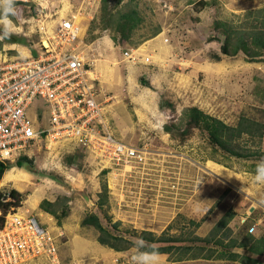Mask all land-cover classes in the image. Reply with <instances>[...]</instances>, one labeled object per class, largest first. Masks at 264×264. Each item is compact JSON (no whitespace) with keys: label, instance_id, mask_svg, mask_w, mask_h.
<instances>
[{"label":"rangeland","instance_id":"rangeland-1","mask_svg":"<svg viewBox=\"0 0 264 264\" xmlns=\"http://www.w3.org/2000/svg\"><path fill=\"white\" fill-rule=\"evenodd\" d=\"M21 1L27 3V11L32 5L31 16L35 9L38 13V0ZM204 2L138 0L143 20L131 42L121 46L114 44L109 28L97 25L100 0L91 6V20L96 26L92 28L90 20L83 41L87 46L82 49L93 62L91 68L102 74L99 85L106 94L101 101L109 129L119 140L141 150L144 158L129 167L111 163L102 167L88 150H76L71 145L46 148L41 141L27 150L32 172L11 166L13 162L8 164L11 167L6 172L13 169L21 184L4 181L6 172L0 178L1 187L16 191L14 206L34 211L53 224V229L63 230L64 235L58 238L63 262L84 257L82 264H113L119 258L122 264H132L134 239L142 237L150 243L156 238L174 237L182 241L150 243L163 254L161 264H215L208 260L232 264L224 258L195 256L204 253L200 246L208 248L212 244L192 240L195 236L210 235L218 219L228 217L229 211L233 212L226 225L230 232L218 231L213 238H220L222 243L213 248L229 250L234 240L239 245L232 247L237 254L260 261V257L264 258L247 250L264 230V187L260 184L246 192L238 183L231 182L229 186L209 167L210 161L219 160L217 163L234 167L238 175L242 171L254 175V166L260 159L214 152L206 134L196 127L184 135L180 132L186 121L184 109L190 106H197L229 125H236L246 116L262 122L264 128L263 109L248 103L249 81L245 72L252 61L264 58L253 60L238 53L217 60L220 43L213 37L222 38L221 29L214 27L216 20L238 22L246 10L260 7L264 0H215L211 6ZM83 3L84 0H43L42 5L47 4L56 18L80 12ZM15 8L16 15L9 17L13 33L4 36V26L0 24L2 58L24 57V52L33 56L39 49L36 22L31 21L30 15L25 16L22 9ZM156 28L158 33L152 35ZM126 47L135 52L134 61L124 60L122 52ZM97 73L100 75L98 70ZM37 113L42 115V122L46 121L48 103L40 97L34 98L28 108L31 118ZM165 124L171 126L170 132L164 130ZM252 130L256 132V126ZM261 137L243 133L239 139L243 151H264ZM250 180L254 182L252 176L249 183ZM44 200L48 210L55 214L41 208ZM247 202L257 208L250 215L255 222L250 233L254 238L250 241L248 226L239 223L240 217L248 215L242 214ZM89 213L95 215L94 223L107 226L118 238L114 240L116 244L128 247L116 251L100 244L92 222L91 226L80 225ZM246 240L249 242L242 245ZM245 258L236 263L248 264Z\"/></svg>","mask_w":264,"mask_h":264},{"label":"built area","instance_id":"built-area-1","mask_svg":"<svg viewBox=\"0 0 264 264\" xmlns=\"http://www.w3.org/2000/svg\"><path fill=\"white\" fill-rule=\"evenodd\" d=\"M42 2L36 1L38 13L35 9L31 16L39 35L36 55L0 60V161H13L42 141L46 148L71 145L88 150L102 167L138 163L144 153L109 129L99 98L106 94L100 75L82 49L87 46L83 41L95 0H84L80 12L56 18ZM122 55L126 61L136 56L129 47ZM36 97L48 103L46 121H41L40 113L28 115ZM12 190L0 186V264H82L84 257L63 262L58 245L63 230L14 206ZM246 217H240L241 224ZM121 261L116 258L113 264Z\"/></svg>","mask_w":264,"mask_h":264},{"label":"trees","instance_id":"trees-1","mask_svg":"<svg viewBox=\"0 0 264 264\" xmlns=\"http://www.w3.org/2000/svg\"><path fill=\"white\" fill-rule=\"evenodd\" d=\"M214 1L215 0H205L204 3L206 6H211ZM137 2L138 0H100V19L99 22H97V25H100L103 29L109 28L112 31L111 37L114 41V44H116L117 46H121L126 41L131 42V37L134 31L141 25L143 17L140 14ZM26 5V2L16 0L15 6H17L19 9H22L25 16H31L33 10L32 5L28 7V11L26 9ZM214 24L215 29H221L220 33L222 34V38H219L216 35L213 36L220 43V54H216L215 56L217 60L222 56H235L238 53H243L245 56H248L249 58L254 60L264 54V4L260 7L246 10L244 12L243 18L238 22H233L232 20H216ZM95 26V21L91 20V27L94 28ZM157 33L158 28L153 31L152 35H155ZM184 111L186 115V121L184 124V128L180 131L181 134H187L191 131L192 128L196 127L200 132L206 134L208 142L210 143L214 152L220 151L227 156H234L236 158H247L250 156H254L257 159L264 158V151L256 149L249 152H244L243 145L239 140L243 133L247 134L248 136H255L256 133V136L260 137L263 130L262 122L259 123L253 119H249L246 116H243V119L239 120L236 125H229L221 119L204 112L197 106L187 107L184 109ZM253 126H256V132L252 130ZM163 128L166 132H170L172 129L171 126L167 124H165ZM215 161L220 162L219 160ZM10 162L14 163L11 166L23 168L28 172H32L30 158H28L26 153H22L13 161H7L5 163L0 161V178L2 177L4 172H6V170L11 167L8 165ZM255 168L256 166H254V170ZM103 171H105V169H103ZM11 193L13 198L15 199V197H17L16 191L12 190ZM45 203L48 202L44 200L41 203V208L45 211H49ZM3 207L4 210H6L7 207ZM229 212L230 214H227L228 217H222L218 219V221L211 229L210 235L202 238H199L197 236L192 238V240L194 241H201L205 242L206 244H212V247L208 246V248L200 246L199 249L204 250V253H200L198 255L195 254V256L210 259L224 258L228 260H239L240 258L244 259L246 257L245 260L249 262L248 264H264V258L262 257H260V261L256 258H251L248 255H239L234 252L232 247L239 246L238 243L234 242V240H232V244L229 246V250L225 251L220 248H213V245L220 246V244L222 243V240L220 238H213L218 231L224 229L230 232L229 228H227L228 226L226 227V225L232 218L233 212ZM51 213L55 214L54 212ZM64 213L65 212L62 211V214ZM250 215L251 213L243 221V225L248 226V229L254 223L253 220L251 221ZM94 218L95 215L93 213H89L80 221V225L91 226L92 222L97 228L98 234L96 240L100 244L107 245L108 247H111L116 251H121L128 247V245L116 244V241L114 240L118 238L115 237V235L108 229L107 226H102L100 222L94 223ZM198 224V222L195 223V227L198 226ZM248 236V240H251L253 237V235H250V233L248 234ZM248 240H246L247 242L245 241V243H242V245H246L250 241ZM154 241L175 242L182 241V239L174 237H160L150 240V243ZM254 241V244H250V246L247 247V250L264 256V233L262 236L254 238ZM182 249L185 250L184 248Z\"/></svg>","mask_w":264,"mask_h":264},{"label":"crops","instance_id":"crops-1","mask_svg":"<svg viewBox=\"0 0 264 264\" xmlns=\"http://www.w3.org/2000/svg\"><path fill=\"white\" fill-rule=\"evenodd\" d=\"M23 54H24V57L32 56L31 53L28 54V53L24 52ZM261 57L264 58V56H261ZM1 59H3V58L0 57V60ZM247 69H249V70L247 71L245 69V72L247 73V78L249 81V83H247L248 91L246 92V93H248V96H246L249 99L248 103L250 105H253V106H259L264 111V102H262L263 96H264V61H252L251 64H249V66H247ZM97 70L100 73V75H101L100 79L102 80V74H101L99 69H97ZM249 73L251 76H249ZM252 73H254V74L252 75ZM99 98H101V97L99 96ZM260 99H262L261 100L262 104L260 103ZM246 103H247V99L245 98L244 104H246ZM261 142L263 144V149H264V128H263V134L261 137ZM209 163H210L209 167H210L212 173L217 174L219 176H222L223 182L227 183L229 186H231L230 185L231 182L238 183V185H241L240 187H243V189H245L246 192H249L251 190L257 189L258 186L260 185L256 182H252L251 180H250V183L248 182V180L251 179V176L253 177V175H250V174H253V173H250L247 171H242L243 173L238 175V173H236V171L234 170V167H229L227 165L217 163L214 161H210ZM15 168H17V167H15ZM20 173L23 174V173H27V172L21 171ZM243 177H244V179H243ZM3 180L6 182L7 181L13 182L17 185L21 184V182H22V180L19 178V175L15 174L13 169H10L9 171H7L4 174ZM243 180H245V182H243ZM261 186L264 187V184H261ZM244 197H246V195H244ZM252 205H253L252 203L247 202V206L243 207L242 214L246 213V212L248 214L254 212L257 208H255V206H252ZM246 209H249V211ZM263 233H264V230L259 234V236H262ZM202 260H205V259H202ZM209 261H213L215 264H217V262L215 260H208V262ZM236 261L237 260H231L232 264H239V263H236ZM221 264H226V262L222 261Z\"/></svg>","mask_w":264,"mask_h":264},{"label":"clouds","instance_id":"clouds-1","mask_svg":"<svg viewBox=\"0 0 264 264\" xmlns=\"http://www.w3.org/2000/svg\"><path fill=\"white\" fill-rule=\"evenodd\" d=\"M15 4L16 0H0V24L4 26V36H10L14 31L13 22L9 17L16 15ZM253 181L264 184V158H261L256 165ZM248 231L251 233L252 229ZM132 243V264H161L163 254L160 253L154 245L150 244L142 237L134 239Z\"/></svg>","mask_w":264,"mask_h":264}]
</instances>
